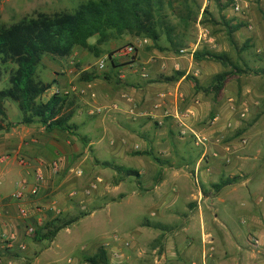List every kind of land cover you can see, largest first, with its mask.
<instances>
[{"label": "rangeland", "instance_id": "rangeland-1", "mask_svg": "<svg viewBox=\"0 0 264 264\" xmlns=\"http://www.w3.org/2000/svg\"><path fill=\"white\" fill-rule=\"evenodd\" d=\"M83 1L86 0H0V25H10L21 20H27L35 17L39 12L47 14L72 12ZM162 7L167 21L173 27L172 36L176 41H180L182 46L178 51L169 49L170 45L165 39V35L161 34L156 46L160 47V51H163L164 56L158 57L157 60L158 65L162 66L169 60L172 61L171 64H168V72L173 77L175 71L178 70L174 69L175 65L173 64L175 63L167 58L168 55L171 57L181 55L184 60L183 67L185 68L184 71H187L188 78L184 79L185 84L182 86L181 96L170 101V110L176 109L182 118H174L169 113V109L163 107L161 123L155 122V125L153 119H147L145 123L149 128L145 129L146 131L142 129L140 119L137 117L129 119V143H132V145L124 151L122 158L112 156L108 148V140L105 137L102 145L106 148H93L84 151L82 146L77 149L74 153L76 156L67 164L66 171L61 175L59 167L56 171L48 167L51 176L57 178L58 181L52 184L53 186L49 184L48 190H45V199H48L45 201V205H48L45 206V220H42L39 226L54 216H60L64 220L73 217L79 218L58 231L52 242L56 252L55 257H58L50 259L46 264H56L57 260L63 262V264H84L83 255L94 253L100 246L106 249V241L110 240L112 236H117L122 242L124 240L129 241L133 231L140 226L144 218L155 219L148 199L130 192L131 186L139 187L137 178L133 173L130 174V181L125 183L123 187L127 194L120 199L116 196L113 199L117 200H110L112 198L108 196V186L112 185L117 177H128L129 175L124 172H117V175L111 176L109 175L111 170L106 169V165L100 163L99 160L115 161L118 164L126 165L130 169L137 165L144 167L148 163L167 168L182 167L184 173L186 170L191 171V168L185 166L187 161H198V172L194 170L185 178L182 175H177L181 176L180 179L170 177V182L176 181L180 190L177 193L179 197L176 196L174 199L177 201L172 202L170 205H172V208L186 206L184 202L185 195L190 186L192 189L199 187L197 189L200 191V194L197 191L200 200H191L190 204L198 205L201 202L202 206L211 204L212 211L214 207L216 208L218 214L216 222H212V212H205L207 217L205 232L211 229L214 237L210 249L207 243L211 242V238L208 235H205L204 238L209 264H215L214 259L220 254L224 233L228 235L231 241L234 240L232 234L229 235V230L224 226L223 221H225L231 232L243 230L242 224L238 222L236 217L237 214L240 215L241 208L237 206L234 216L232 215L233 211L231 214H226L224 212L225 203L219 197L224 195H217L218 190L213 187L211 182L205 183V189L202 188L200 171L205 169L208 171V163L210 162H214L216 168L220 169L222 163L226 161V158L222 157V151L220 152L216 147L222 146L224 148V146L232 145L233 148H236L235 156L237 155L239 164L247 172L258 168L257 164L254 163V155L264 158V0H219V2L216 0H162ZM140 38L143 37L129 34L112 38L107 43L99 46L98 55L82 47H75L65 57L44 54L36 66L34 74L36 79L53 83V78H62L55 75V72L69 73L70 75L63 77L67 81V86L61 89L53 83L39 97V100L46 101V98L56 91L65 94V88H69V78L80 80L79 76L82 72H107L112 76V84L116 83V86L123 87V89L136 88L135 83L137 81L132 83L127 80H136L139 73L133 72V69L137 66L128 67L125 65L123 66L124 71H119L116 67V69L111 70L107 57L111 56L116 64L124 62L115 57V51L126 45L136 44ZM95 41L96 36L88 39L89 43ZM142 47L151 48L154 47V44L149 39L148 43L137 48L135 56L138 49ZM205 51L215 53L221 57L194 56L196 52L204 54ZM101 60L105 64L103 68L98 66ZM15 67L16 64L14 63H2L0 61V90L9 86L8 78ZM231 70L232 72L224 80L223 87L225 91L221 89L215 94L212 90L207 92L202 90V88H210L215 74ZM133 73L137 75H133ZM160 74L157 79L160 81V85H163V87L170 85L171 83L166 81L165 77L171 75H162L163 72ZM118 82L120 84H117ZM195 82L199 86L198 90L195 89ZM158 91L166 92L168 90L163 88ZM67 94L76 99V105L79 106L77 93L69 91ZM1 104L6 113L4 124L14 126V123L22 118V113L16 102L6 98L1 101ZM222 111H226L231 115L229 118L231 120L226 123L227 128H230L228 135L226 133L225 135L220 134L218 131L219 135L215 133L209 136L206 129L213 127V117L221 114ZM76 118V116H73L72 121ZM193 119L197 130H192L185 124V121H193ZM107 124L115 130V135L119 134L116 132L113 123L107 122ZM159 125L165 127L162 126L161 132L158 130ZM167 126H169V131ZM10 127L1 130L0 133L9 130ZM208 132L210 133V131ZM126 134V130L123 134H119V140L121 135ZM196 135L205 138L204 145L197 143ZM143 137L146 139L144 143L142 141ZM6 155L8 158L6 163H0V191H5L10 195L17 190L25 192L29 185L20 175L24 168L14 160V152L11 151ZM50 157H53V154H50ZM9 165L14 168L13 172L15 174H10L11 169L4 170ZM78 170L81 171L80 174H77ZM216 172V174L209 175L212 176L211 179H218V171ZM92 184L95 185L93 188L91 187ZM52 187H58V190H56L57 193L60 192L58 196L50 197L49 193ZM240 189L245 190L244 187H240ZM86 190H90V192L86 193ZM207 196L208 200H204ZM244 199L250 205H253L251 196L246 194ZM59 202L64 206L63 209L62 205L60 206L61 209L56 205ZM94 208L96 210L91 212ZM12 213L17 214V209L15 212L12 209ZM31 223L34 222L31 221ZM25 226L26 222L22 223L19 234L20 242L25 244V248L14 249L8 257H15L16 264H34L36 257L50 242L46 239L35 240L34 232L29 234ZM202 231L204 230H201L200 226L196 224L192 234H190L195 238L197 245L203 238ZM179 236L183 238L182 234H179ZM241 239L245 241L246 236L243 234ZM143 248L146 250V255L142 259L136 258L135 253L128 252L129 256L132 257L131 261H116L112 253H109L106 249L109 263L150 264L152 255L163 252L156 249V252L152 254V247L148 244ZM49 253L54 252L47 251L42 256L41 262H36V264H45L46 255ZM67 258L72 260L64 261Z\"/></svg>", "mask_w": 264, "mask_h": 264}, {"label": "crops", "instance_id": "crops-1", "mask_svg": "<svg viewBox=\"0 0 264 264\" xmlns=\"http://www.w3.org/2000/svg\"><path fill=\"white\" fill-rule=\"evenodd\" d=\"M160 56H164L163 51H160V49L142 47L138 49L131 63L121 58L124 62H119L117 64L118 66H116L119 71H124L125 68L123 66L125 65L128 67L137 66L133 69V72L139 73L138 75L133 73V75H137L136 80H127L132 83L133 81H137L135 83L137 87L134 89H123V87L116 86V83L112 84L111 81H106L100 77L91 81L73 80L74 78H69V88H65L64 91L66 93L69 91L76 92L78 98L77 103L79 104V106L76 105L75 113L73 114L77 118L72 121V116L70 120V122L77 125L74 132L61 129L46 130L39 122L21 123V119H19L9 130L0 133V163H6L8 160L6 153L8 154L12 151L14 152V160L24 168L20 174L21 178L26 180L29 186L34 183L35 171L38 168L42 170L44 176V180L40 184L36 196L29 195L28 189H26L22 199L15 200L12 195L5 191H0V264H16L15 257L8 258L10 257L11 251L25 248V244L20 242L19 238L22 223L31 221L35 223L38 216L43 218L42 220H45V206L48 205H45V201L48 200L45 199V190H48L49 184L52 185L58 181L49 172L51 162H58L59 173L61 175L66 171L67 164L76 156L74 153H76L75 151L77 149H80L82 146L84 147V151L93 148L102 149V147H105L102 145L104 144L103 139L105 137L108 140V148L112 156L122 158L124 151L132 145V143H129V119H135L136 117L140 119L141 127L143 131H146L145 129L149 128L145 123L147 119H153L154 124L155 122L158 124L161 123L163 107H167L169 109L168 111H170L169 113L174 118H182L176 109L170 110V101L173 98L177 99L182 94V86L185 84L184 79L187 74V71H184L185 68L183 67L184 60L181 55L174 57L168 55L167 58H170L175 63L173 64L175 65L174 69L184 72V75L175 80L168 81L171 84L163 87L157 79L160 77L161 72H163L162 75H171L168 72V64H171L172 61L169 60L164 66L158 65L157 59ZM116 68L114 67L113 69ZM55 75L62 77L61 79L55 77L52 80L57 88L63 89L62 87L67 86V81L63 77L69 76V73L61 74L60 72H55ZM170 77H173V75ZM71 81L73 82L71 83ZM117 84H120V82ZM163 88L168 91H158ZM222 91H225L224 87ZM230 117V113L226 111H222L221 114L213 117V127L206 129L208 135L211 136L218 133V131L220 134L225 135L226 133L228 135L230 128H227L226 123L231 120L229 119ZM107 122L113 123L116 132L119 134H123L125 130L127 134L121 135V139L119 140L120 135H115V130L111 129ZM185 124L188 128L197 130L194 126V119L193 121H185ZM162 126H158L159 132L162 131L161 129L164 127ZM167 129L169 131V126H167ZM145 140V137H143V143ZM216 148L220 152L222 151V157H225L227 162H223L220 169L216 168L214 162L208 163V171L206 169L200 171L201 186L205 189V183L207 182L214 184L219 182L221 178L238 175L239 180L237 182L223 186L218 190L217 195H224L219 197L225 203L224 212L226 214H231L233 211L232 215L234 216L237 206L241 208L240 215L237 214L236 217L238 222L242 224L243 230L231 232L225 221H223L224 226L229 230V235L232 234L234 240L231 241L228 235L224 233L222 240L223 246L220 254L214 259L215 264H264V158L254 155V163L257 164L258 168L247 172L239 164L237 155L235 156L236 148H233L232 145L224 146V148L222 146ZM50 154H53V157H50ZM20 159L25 160L23 164L20 163ZM99 161L102 164L104 162L110 164L106 165L105 168L111 170L109 174L111 176L117 175V171L112 165H121L129 168L115 161ZM185 166L191 168V171L186 170L184 173L182 167L167 168L150 163L144 167L137 165L131 168L137 172L134 175L137 178L139 187L135 188L131 186L130 192L148 199L151 205L152 215L155 219L149 220L144 218L140 226L133 231V235L129 241L124 240L122 242L117 236H112L110 240L106 241V245L108 246H106V249L109 253H112L116 261H131L132 257L129 256V251L135 253L136 258L142 259L146 255V250L143 246L148 244L152 247V254L156 252V249L163 251L151 257L152 262L155 259L158 261L157 264H209L206 256L204 238L205 235L211 238V242L207 243L210 249L212 248L211 244H213L214 237L211 229L205 232L207 220L205 212H212V222H216L218 218L216 208L214 207L212 211L211 204L209 206H202L201 202L198 205L190 204L191 200H200V196L197 193L198 191L200 194V191L197 189L199 187L192 189L190 186L188 191L186 190L184 201L186 206L172 208V205H170L172 202L177 201L174 199L176 196L179 197L177 193L180 191L176 181L170 182V177L180 179L179 177L181 176L177 175H182L185 178L191 172H194V170L198 172L199 162L187 161ZM5 169H11L10 174H15L12 166H6ZM216 171H218V179H211L212 176L209 175L212 173L216 174ZM129 177L130 175L128 177H117L116 181L108 186V196L112 198L110 200H117L113 199L116 196L120 199L127 194V191L123 187L125 183L130 181L131 178ZM240 187H244L245 190L240 189ZM4 190L6 189L4 188ZM56 190H58V187L51 188L49 193L50 197L60 194ZM246 194L251 196L253 205L245 201ZM204 200H208V196ZM56 205L60 207L62 204L59 202ZM61 207L62 209L64 208L63 205ZM20 208H24L28 212V218L25 219L20 216ZM12 209H14V212L17 209V214H13ZM95 210L96 208L91 212ZM34 219L35 221H33ZM196 224L200 226L201 230H204L202 231L203 238L199 242L200 246L196 244L195 238L190 235L192 234L193 228L196 227ZM179 234H182L183 238ZM243 234L246 236L245 241L241 239ZM251 236H257L259 238L257 245L250 243L249 239ZM53 239L50 240L49 245L36 257V262L40 263L42 256L49 250L54 253L46 255L45 264L50 259L58 257H55L56 252L52 245ZM68 260L70 261L72 259L67 258L64 261ZM58 263L63 264V262L57 260L56 264ZM84 264L86 263L84 262Z\"/></svg>", "mask_w": 264, "mask_h": 264}, {"label": "trees", "instance_id": "trees-1", "mask_svg": "<svg viewBox=\"0 0 264 264\" xmlns=\"http://www.w3.org/2000/svg\"><path fill=\"white\" fill-rule=\"evenodd\" d=\"M219 2V0H216ZM264 17V15H263ZM236 29V28H233ZM173 27L163 12L162 0H86L78 4L72 12H55L47 14L39 12L35 17L21 20L10 25H0V61L16 64L9 75V86L0 90V131L8 129L12 124H4L5 109L1 104L3 99L16 102L22 113L21 123H41L46 130L61 129L74 132L77 125L70 122L76 109V99L67 93L54 92L46 101L39 97L51 87L52 82L36 79V66L44 54L59 57L68 56L75 47H82L99 54V46L112 38L124 34L150 39L154 47L158 45L161 34L170 45L171 50L178 51L182 44L172 36ZM96 36L94 43H89L90 37ZM207 55L211 58L221 56L205 51L196 52L195 57ZM110 69L118 66L111 59ZM232 72L224 71L214 75L210 88H202L207 92L212 90L217 94L224 85V80ZM184 75L175 71L174 77H165L166 81L175 80ZM111 81L107 72H82L81 81H91L95 78ZM185 78H188L185 75ZM117 82V81H116ZM197 82L194 83L198 90ZM105 165H110L104 162ZM117 172L126 175L137 173L121 165H112ZM239 180L238 176H227L213 184L216 190ZM79 218V217H78ZM78 218L63 219L54 216L44 221L34 231V239L52 240L59 230L69 226ZM83 261L87 264H110L107 251L100 246L92 254H84Z\"/></svg>", "mask_w": 264, "mask_h": 264}, {"label": "built area", "instance_id": "built-area-1", "mask_svg": "<svg viewBox=\"0 0 264 264\" xmlns=\"http://www.w3.org/2000/svg\"><path fill=\"white\" fill-rule=\"evenodd\" d=\"M238 8V7H237ZM148 38H140L137 40V43L135 44H129V45H126L124 47H121L119 49H117L115 51V54L116 55L115 57L121 59L123 58L124 60H127L129 63H131L133 60H134V57H135V53H136V50L138 47H141L143 46L144 44L148 43ZM181 51H183V49H181ZM109 63H111V59L112 57L111 56H108L107 57ZM104 61L101 60L98 64L99 68H103L104 67ZM58 92V91H57ZM204 140L205 138H200L199 136L196 135V141L197 143H201L202 145H204ZM218 140V139H216ZM244 142V140H243ZM25 160L23 159H20V163L23 164ZM50 167L53 169V171H56L57 168H58V162L57 161H53L50 163ZM81 171L78 170L77 171V174H80ZM196 174V173H195ZM44 180V176H43V172L40 168H38L36 171H35V177H34V183L28 188V193L29 195H36L39 191V186L40 184L43 182ZM23 183H25V181H23ZM95 185L92 184L91 187L93 188ZM86 193L90 192V190H86L85 191ZM72 194H74V192H72ZM24 195V192L20 191V190H17L16 192H14L12 194V197L13 199L15 200H21L22 197ZM19 213L20 215L23 217V218H28L29 217V214L28 212L24 209V208H20L19 209ZM42 222V218L41 217H37L36 218V222L35 223H31V222H27L26 223V229H27V232L30 234V233H33L36 228L39 226V224ZM250 243H252L253 245H257L259 243V238L257 236H251L250 239H249ZM158 261L155 259L153 264H157Z\"/></svg>", "mask_w": 264, "mask_h": 264}]
</instances>
